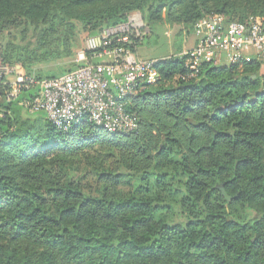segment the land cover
Wrapping results in <instances>:
<instances>
[{"label": "trees", "instance_id": "trees-1", "mask_svg": "<svg viewBox=\"0 0 264 264\" xmlns=\"http://www.w3.org/2000/svg\"><path fill=\"white\" fill-rule=\"evenodd\" d=\"M135 12L151 35L165 24L189 32L205 16L264 20V0H0V33H13L2 61L60 76L76 65L37 68L74 60L83 33ZM180 52L132 98L127 134L86 121L61 131L5 106L0 264H264L261 61L204 63L191 76Z\"/></svg>", "mask_w": 264, "mask_h": 264}, {"label": "built area", "instance_id": "built-area-1", "mask_svg": "<svg viewBox=\"0 0 264 264\" xmlns=\"http://www.w3.org/2000/svg\"><path fill=\"white\" fill-rule=\"evenodd\" d=\"M148 33L141 15L132 13L126 23L86 36L73 60L76 67L57 77L21 74L0 54V118L9 113L5 106L16 103L28 114L43 113L61 131L85 121L111 135L135 131L138 119L129 110L131 100L142 85L158 80L159 59H143L133 49ZM194 34L197 45L177 55L191 76L201 64H218L222 52L229 64L250 62L251 52L264 62V20L224 24L212 17L196 24Z\"/></svg>", "mask_w": 264, "mask_h": 264}, {"label": "rangeland", "instance_id": "rangeland-1", "mask_svg": "<svg viewBox=\"0 0 264 264\" xmlns=\"http://www.w3.org/2000/svg\"><path fill=\"white\" fill-rule=\"evenodd\" d=\"M212 17L213 16H205L198 23H200L203 20H208L209 18ZM163 27L164 28L157 34L151 35V33H148L147 37H144L143 40H141L140 42L141 44L137 46V50L135 51L139 57L144 59H149V58L162 56L159 59H166L168 55L171 56L177 52L178 47L181 44L183 45L186 36L189 35L191 36L194 34V28L188 32L186 29H184L181 26L171 27L165 24ZM3 34L4 33H0V35H2V38L0 39L1 43L4 42L2 39L13 40V33H9V34L5 33L4 35ZM6 34H7V38L3 37L6 36ZM85 36H86L85 33L81 35L78 50L82 48ZM71 64H73V60L57 62L56 64L42 65L39 66V68L37 69L47 73V72H51L52 70H55L56 67L65 69L67 66H70ZM42 116L44 117L45 115L42 113ZM90 137H92V135H90ZM99 142L106 143V141L103 140H100ZM89 185H93L94 188L96 187L94 184L91 183Z\"/></svg>", "mask_w": 264, "mask_h": 264}, {"label": "crops", "instance_id": "crops-1", "mask_svg": "<svg viewBox=\"0 0 264 264\" xmlns=\"http://www.w3.org/2000/svg\"><path fill=\"white\" fill-rule=\"evenodd\" d=\"M185 41L183 42V45L181 44L177 51L180 50L181 52L184 51V50H188V49H191L193 47H195L198 43V39L196 36L193 35H189V36H186ZM137 50V49H136ZM169 56V55H168ZM162 57V56H161ZM161 57H154V58H149V59H159ZM249 58H250V62L252 60H255L256 62H258L256 56L254 55L253 52H251V54H249ZM144 59V58H143ZM218 64H228V55L227 53L225 52H222L220 57H219V62ZM260 74L264 76V62L262 63L261 62V66H260Z\"/></svg>", "mask_w": 264, "mask_h": 264}, {"label": "water", "instance_id": "water-1", "mask_svg": "<svg viewBox=\"0 0 264 264\" xmlns=\"http://www.w3.org/2000/svg\"><path fill=\"white\" fill-rule=\"evenodd\" d=\"M222 195L224 196V198H225L227 201H230V200H231V198H230L229 196H227V194H226L224 191H222Z\"/></svg>", "mask_w": 264, "mask_h": 264}]
</instances>
